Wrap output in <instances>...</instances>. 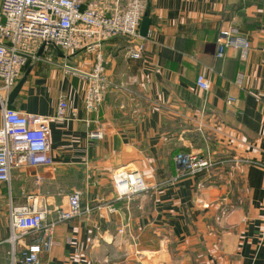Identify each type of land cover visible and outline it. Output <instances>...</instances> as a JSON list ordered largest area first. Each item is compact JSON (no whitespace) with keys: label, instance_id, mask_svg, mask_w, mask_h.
I'll list each match as a JSON object with an SVG mask.
<instances>
[{"label":"crops","instance_id":"1","mask_svg":"<svg viewBox=\"0 0 264 264\" xmlns=\"http://www.w3.org/2000/svg\"><path fill=\"white\" fill-rule=\"evenodd\" d=\"M80 1L110 15L127 0ZM142 1L151 20L142 58L129 57L121 38L100 48L112 87L97 114L83 110L85 81L64 72L62 53L27 63L10 108L49 119L53 164L15 169L0 183V264H21L23 247L43 234L24 236L12 258L9 203L44 205L48 223L73 192L82 215L55 226L40 264H264V0ZM227 29L250 48L216 59ZM94 56L81 50L66 63L85 72ZM199 74L209 91L196 87ZM99 129L102 139L88 138ZM189 153L213 166L178 177L175 157ZM123 168L148 190L117 200L111 177Z\"/></svg>","mask_w":264,"mask_h":264},{"label":"built area","instance_id":"2","mask_svg":"<svg viewBox=\"0 0 264 264\" xmlns=\"http://www.w3.org/2000/svg\"><path fill=\"white\" fill-rule=\"evenodd\" d=\"M146 11L142 0H127L123 8H115L104 15L93 7L81 8L80 0H1L0 3V183L9 184L11 172L23 167H48L53 164L49 155L50 121L39 115L22 114L6 106L7 96L20 78L29 61H35L39 49L60 52L66 74L79 76L85 81L82 108L87 114H97L105 94L112 87L106 76L105 62L100 48L114 38L125 39L127 54L141 59L143 39L139 36L141 19ZM232 29L217 36L216 59L225 50L234 47L240 51L250 48L247 40L235 36ZM93 53L95 61L89 71H80L66 63L76 52ZM195 85L209 91L211 83L197 75ZM231 101H228L230 104ZM68 110L64 95L57 99L55 118L63 119ZM105 128H108L105 125ZM105 129L90 132L89 139L100 140ZM234 161L238 158L232 157ZM246 162H249L245 160ZM178 177L195 176L211 168L213 163L195 154L175 157ZM251 163V162H249ZM253 164V163H252ZM111 183L117 200H129L148 190L142 175L136 170H116ZM81 195L73 192L66 198L65 206L55 211V219L46 223L49 211L35 203L23 206L8 205L9 235L7 242L11 256H15L17 243L26 235L36 236L20 252L21 264H40V256L52 245L50 240L55 226L82 215ZM119 234H124L120 229Z\"/></svg>","mask_w":264,"mask_h":264},{"label":"water","instance_id":"3","mask_svg":"<svg viewBox=\"0 0 264 264\" xmlns=\"http://www.w3.org/2000/svg\"><path fill=\"white\" fill-rule=\"evenodd\" d=\"M151 25V20L149 18V13L148 10L146 9V11L144 12V15L141 19L140 22V27H139V36L142 39H145L147 37L148 34V30H149V26ZM42 46L39 51H38V57H40V55L42 54V50H43ZM32 67L31 65L28 66L24 72L22 73V75L20 76V78L18 79L17 83L15 84V86L12 88V90L10 91V93L7 96V100H6V106L10 107L13 103V101L16 99V97L18 96V94L20 93L23 84L27 78V76L29 75L30 71H31ZM0 111H1V105H0Z\"/></svg>","mask_w":264,"mask_h":264},{"label":"trees","instance_id":"4","mask_svg":"<svg viewBox=\"0 0 264 264\" xmlns=\"http://www.w3.org/2000/svg\"><path fill=\"white\" fill-rule=\"evenodd\" d=\"M146 9L148 10V7H147V5H146ZM26 66H27V65H26ZM26 66H25V68L23 69V71H24V70L27 68ZM10 107H11V106H10Z\"/></svg>","mask_w":264,"mask_h":264}]
</instances>
